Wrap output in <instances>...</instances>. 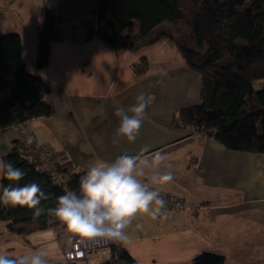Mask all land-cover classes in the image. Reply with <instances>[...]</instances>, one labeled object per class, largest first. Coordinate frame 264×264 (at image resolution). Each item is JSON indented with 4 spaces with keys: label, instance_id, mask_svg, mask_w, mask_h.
<instances>
[{
    "label": "trees",
    "instance_id": "trees-1",
    "mask_svg": "<svg viewBox=\"0 0 264 264\" xmlns=\"http://www.w3.org/2000/svg\"><path fill=\"white\" fill-rule=\"evenodd\" d=\"M245 2L248 7L243 9ZM59 19L44 12L36 68L46 67L50 44L63 38L62 29H55ZM263 22L264 0H96L80 24L85 28V41L97 36L117 55L137 53L159 43L173 47L199 76L198 102L181 108L173 126L203 134L229 151L264 156ZM165 24H184L185 31L176 34ZM131 67L140 78L148 70V61L141 57ZM49 92L47 82L27 71L19 35L0 34V127L52 116L53 106L45 100ZM2 159L26 172L19 185L35 182L49 199L41 201L44 211L39 216L27 207L0 202V222L21 237L49 226L65 227L48 210L55 208L58 196L78 190L86 171L62 170L69 182L66 188L57 186L18 140ZM9 183L0 177V193ZM23 224L27 227L20 226ZM108 249L109 257L101 264H136L120 243L110 244ZM85 257L63 264H78Z\"/></svg>",
    "mask_w": 264,
    "mask_h": 264
},
{
    "label": "crops",
    "instance_id": "crops-1",
    "mask_svg": "<svg viewBox=\"0 0 264 264\" xmlns=\"http://www.w3.org/2000/svg\"><path fill=\"white\" fill-rule=\"evenodd\" d=\"M95 2L96 0H0V34L14 32L19 35L27 71L41 77L44 69H39L36 73L34 59L44 12L49 11L60 18L55 23V29H62V25L73 28L75 25L82 26L80 23L87 19V13L94 7ZM61 22L63 24L59 26ZM31 35L33 36L30 37ZM94 39H97V36L91 40ZM100 43L97 42L96 47L102 52L101 59L104 60L105 56L111 58L112 55H122L115 54L104 42ZM59 48L69 51L71 46L60 45ZM109 49H112L113 54ZM92 57V54H88L79 60L81 68H84L80 73L81 77L91 74L93 67L90 63L95 62ZM51 60L50 46L46 67L50 65ZM132 64L134 63H130ZM63 68L57 65L56 70L66 73L67 70ZM51 94L50 88L45 100L55 108L58 102L56 97L51 98ZM60 95L59 102L64 97H72L71 93ZM80 112L82 113L79 123L72 109L64 111L59 119L55 109L50 117L34 118L26 122L37 144L48 148L59 167L67 173L86 171L96 162L92 159L91 142L94 145L109 144L112 148L124 142L123 139L119 143H114V139L105 140L106 137L102 136L106 130L104 125H100V131L93 139L90 133L92 125L88 122L91 120V114L86 107L81 108ZM168 113L170 115V112ZM167 130L170 131L168 139L161 140L160 145L149 147L146 151L128 153L140 154L144 158L157 152L162 153L166 159L161 171H170L173 174V181L154 187L161 194L179 199L183 208L179 211L164 210L155 221H164L168 226L178 222L174 227L179 228V232L185 233V236L187 234V237L197 244L194 254L199 251L231 254V264H237L235 254H245L242 257L244 264H264V156L226 150L213 139L196 134L191 129H178L173 132L170 128ZM141 139L139 135L132 145L139 146ZM17 140V126L7 129L0 127V159L10 152ZM111 152H115V156L106 161H113L122 155L116 153L115 149H111ZM169 164L170 168L167 167ZM145 171L148 169L145 168ZM173 220L175 221L172 222ZM20 226L27 227L25 224ZM70 235L66 227L49 226L43 230H33L21 237L9 231L0 222V251L15 256L29 250H39L46 254L48 264H63L66 262L63 245L69 241ZM115 243L117 242H110ZM208 243L211 247L203 245ZM120 244L130 255L133 254L128 243ZM89 257L86 256L81 262L97 264L109 255Z\"/></svg>",
    "mask_w": 264,
    "mask_h": 264
},
{
    "label": "rangeland",
    "instance_id": "rangeland-1",
    "mask_svg": "<svg viewBox=\"0 0 264 264\" xmlns=\"http://www.w3.org/2000/svg\"><path fill=\"white\" fill-rule=\"evenodd\" d=\"M247 7L248 2H245L243 9ZM61 24L63 23L61 22L59 26ZM164 26L171 28L176 34L185 31L184 24ZM262 29L264 34V22ZM62 31L63 38L50 44L52 53L50 65L40 68L44 69L41 77L50 85L51 98L56 97L58 102L55 108L53 106L54 111L57 109L58 119L64 111L72 109L79 123L82 113L80 110L86 107L91 114V120L88 122L90 121L93 126L90 128L93 139L100 131V125H104L106 130L102 136L106 137L105 140H110L114 139L115 129L119 126V118L114 115L115 109L123 107L127 110L135 103V98L140 93L146 94L149 99L144 123L139 132L142 137L140 145L135 147L123 138L124 142L114 148L109 144L94 145L91 142L90 150L94 161L111 160L115 156V152H111V149H115L116 153L128 154L160 145L161 140L168 139L170 134L168 128L172 132L178 130L172 123V118L177 116L178 111L198 102V74L189 69L176 50L168 44L159 43L137 53L123 52L118 57L105 56L103 60L102 52L96 47L97 42L102 41L98 37L91 41L83 40L84 27L75 25L73 28H67L62 25ZM60 45H69L71 48L69 51L60 50ZM109 50L113 54L112 49ZM88 54H92L95 61L90 63L93 69L90 75L81 77L80 73L84 68H81L79 60ZM141 57L147 59L148 70L140 78H136L130 63H137ZM27 58L29 59V53ZM57 65L59 68L64 67L66 73L56 70ZM37 70L39 68L35 67L36 73ZM66 93H71L72 97H64L59 102L60 94ZM83 120L81 122L84 123ZM161 135H163L162 139ZM231 197L234 199L233 196ZM175 225H178V222L171 223V226L164 221L157 223L147 214H138L134 218L132 225L125 231L129 237L127 243L133 253L131 255L137 264H192L193 258L197 255L194 254L197 244L191 240L192 238L187 237V234L185 236V233L179 232V228H175ZM203 245L211 247L209 243ZM104 254L109 255L108 247L86 252V256L91 258L97 255L101 257ZM220 255L224 258L223 264H231V254ZM244 255L235 254L237 264H244L242 258ZM77 263L85 264L81 261Z\"/></svg>",
    "mask_w": 264,
    "mask_h": 264
},
{
    "label": "clouds",
    "instance_id": "clouds-1",
    "mask_svg": "<svg viewBox=\"0 0 264 264\" xmlns=\"http://www.w3.org/2000/svg\"><path fill=\"white\" fill-rule=\"evenodd\" d=\"M148 106L147 95L140 93L127 110L123 107L115 109L119 126L115 129L114 143H119L122 138L130 143L136 141ZM165 159L159 152L147 158L125 153L113 161L97 160L89 166L80 177L78 190H67L56 198L55 208L48 210L71 234L69 244L73 238H78L80 245L127 243L129 237L125 230L138 214L157 219L166 209L167 201L154 186L166 185L174 179L170 171H161ZM25 176L23 169L0 159V177L10 182L0 193V202L12 207H27L33 210L34 216H39L44 211L41 201L48 200L49 196L35 182L19 185ZM0 264H48V261L46 254L39 250L15 256L0 251Z\"/></svg>",
    "mask_w": 264,
    "mask_h": 264
},
{
    "label": "built area",
    "instance_id": "built-area-1",
    "mask_svg": "<svg viewBox=\"0 0 264 264\" xmlns=\"http://www.w3.org/2000/svg\"><path fill=\"white\" fill-rule=\"evenodd\" d=\"M17 129L18 141L28 154L37 158L40 164V171L47 173L52 178L55 185L66 188L69 182V176L59 167L52 152L48 148L37 144L32 131L28 128L26 123H19ZM161 195L167 201L165 210H179L183 208V204L179 199L167 194ZM77 239L78 238H73L71 245L69 241L63 245V255L66 262L82 259L86 252L95 251L110 245V242H91L87 245H80L77 243Z\"/></svg>",
    "mask_w": 264,
    "mask_h": 264
},
{
    "label": "water",
    "instance_id": "water-1",
    "mask_svg": "<svg viewBox=\"0 0 264 264\" xmlns=\"http://www.w3.org/2000/svg\"><path fill=\"white\" fill-rule=\"evenodd\" d=\"M222 255L211 251H200L192 260V264H223Z\"/></svg>",
    "mask_w": 264,
    "mask_h": 264
}]
</instances>
